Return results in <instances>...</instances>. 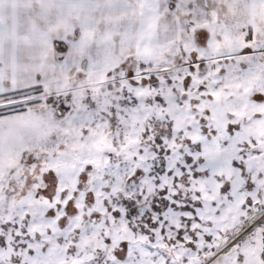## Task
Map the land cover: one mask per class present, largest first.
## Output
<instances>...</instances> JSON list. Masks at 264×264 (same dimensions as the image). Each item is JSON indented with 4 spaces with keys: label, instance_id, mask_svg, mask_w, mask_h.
<instances>
[{
    "label": "snow or ice",
    "instance_id": "obj_1",
    "mask_svg": "<svg viewBox=\"0 0 264 264\" xmlns=\"http://www.w3.org/2000/svg\"><path fill=\"white\" fill-rule=\"evenodd\" d=\"M0 264H264V0H0Z\"/></svg>",
    "mask_w": 264,
    "mask_h": 264
}]
</instances>
